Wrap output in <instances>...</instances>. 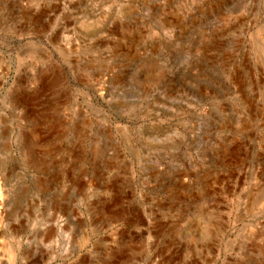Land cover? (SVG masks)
Returning a JSON list of instances; mask_svg holds the SVG:
<instances>
[{
	"label": "rangeland",
	"instance_id": "rangeland-1",
	"mask_svg": "<svg viewBox=\"0 0 264 264\" xmlns=\"http://www.w3.org/2000/svg\"><path fill=\"white\" fill-rule=\"evenodd\" d=\"M0 264H264V0H0Z\"/></svg>",
	"mask_w": 264,
	"mask_h": 264
},
{
	"label": "bare ground",
	"instance_id": "bare-ground-1",
	"mask_svg": "<svg viewBox=\"0 0 264 264\" xmlns=\"http://www.w3.org/2000/svg\"><path fill=\"white\" fill-rule=\"evenodd\" d=\"M0 207H1V206H0ZM1 213H2V212H1V210H0V218H1Z\"/></svg>",
	"mask_w": 264,
	"mask_h": 264
}]
</instances>
